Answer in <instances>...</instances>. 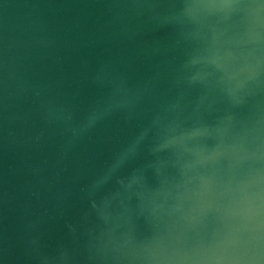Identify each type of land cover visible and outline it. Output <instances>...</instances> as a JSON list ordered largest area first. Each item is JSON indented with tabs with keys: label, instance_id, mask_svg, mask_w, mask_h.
Instances as JSON below:
<instances>
[{
	"label": "water",
	"instance_id": "water-1",
	"mask_svg": "<svg viewBox=\"0 0 264 264\" xmlns=\"http://www.w3.org/2000/svg\"><path fill=\"white\" fill-rule=\"evenodd\" d=\"M0 264H264V0H0Z\"/></svg>",
	"mask_w": 264,
	"mask_h": 264
}]
</instances>
